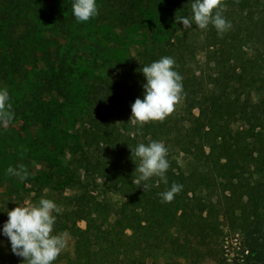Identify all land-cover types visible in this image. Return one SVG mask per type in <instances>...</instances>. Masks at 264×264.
Listing matches in <instances>:
<instances>
[{"label": "trees", "instance_id": "16d2710c", "mask_svg": "<svg viewBox=\"0 0 264 264\" xmlns=\"http://www.w3.org/2000/svg\"><path fill=\"white\" fill-rule=\"evenodd\" d=\"M193 2L174 0L169 14L155 17L149 13L148 0H96L98 15L77 22L74 0H51L41 8L40 0H0V90L19 83L16 76L30 74L38 83L30 90L35 102L40 91L69 84V76L82 61L110 64L111 45L123 42L117 29L139 28L144 32L142 42L148 41L143 63L122 57L128 77L99 75L83 95L85 119L78 133L88 154L83 157L84 170L92 175V187L77 178L79 193L72 208L63 212V219L53 213V234L69 230L74 235L73 253L65 264H157L155 255L168 259L216 255L209 242L220 234L201 192L217 186L246 191L244 203L229 197L235 205L230 209L229 229L243 235L245 264H264V217L255 213V194L264 186L244 181L264 174V0H222V15L231 28L219 34L211 24L206 29L194 27L189 42L179 35L182 24L176 18H190ZM156 22L165 26L163 32L153 29ZM98 27H103L102 38L82 53L79 43L91 38ZM192 42L203 50L208 63L229 65L227 83L211 75L203 83L194 71L184 72L180 60ZM248 43L249 52L243 49ZM164 56L175 60L174 70L182 76V102L189 110L196 109V115L180 127L165 118L146 123L140 128L142 134L141 130L135 136L124 134L106 111L117 102L143 99L146 79L141 69ZM36 106L47 114L43 126H53L54 115L45 102ZM153 140L162 141L168 150L167 183L152 177L139 187L135 183L139 159L131 150ZM178 155L184 159L182 165ZM145 183L148 187L143 190ZM173 183L182 185V190L171 202H162L160 193ZM99 188L102 192L95 195ZM77 220L85 222L83 229L75 225ZM148 255L153 256L150 262Z\"/></svg>", "mask_w": 264, "mask_h": 264}, {"label": "rangeland", "instance_id": "374dc122", "mask_svg": "<svg viewBox=\"0 0 264 264\" xmlns=\"http://www.w3.org/2000/svg\"><path fill=\"white\" fill-rule=\"evenodd\" d=\"M173 1L148 0L150 15L161 17L163 14H169L170 10L167 9ZM49 2L51 3V0H40L39 7L46 6L45 4ZM190 14L192 15V11ZM96 23L98 25L99 22ZM159 24V22H156V26L153 28L158 33L163 32L165 28V26H159ZM148 25L152 27L153 23L150 22ZM194 27L196 26L193 24L191 29L185 30L183 25H178L177 30L182 38H188L187 40L190 42ZM116 31L122 36L123 42L122 44H110L113 46L111 54H109L110 64L94 66L90 60L82 61L77 67L76 73L69 76V84H62V88L60 86L55 87L47 93L40 91L37 95V102L32 99L30 90L38 83L34 81L30 74L27 77L16 76L14 80L19 81V83L3 88L7 89L9 93V102L11 110L14 112V118L6 125L0 124V264H27V261H23L22 257L12 253L10 241L3 234V225L8 219V211L16 206L25 205L28 202L37 203L41 198H47L57 204L60 208L57 216L59 215L60 219H63L61 217L63 212L72 208L79 193L76 188L78 184L75 180L80 178V182L84 181L89 185L88 189L92 187V175L84 170L83 157L88 154L83 146V139L78 133L85 119V116L81 114L84 103L83 95L99 75L122 73L126 76V69L120 63L124 55L134 61L136 65L143 63L147 55L145 50L148 41L142 42L144 32L141 29L127 27ZM49 33L51 39L55 40L56 35L50 28ZM102 34L103 27H98L96 32L90 36L91 38L85 43H79L78 46L82 53H85L89 46H97L96 41L102 38ZM192 44L188 50L183 52L184 57L180 60L184 72L189 75L194 71L203 83L207 82L210 75V78H219L222 84L227 83L230 78L229 65L222 63L220 67L212 61L208 63L203 50L196 47L198 44L194 42ZM194 47L195 49H193ZM243 47L245 51L249 52L251 44L248 43ZM133 79L138 82L137 76L133 75ZM62 83H64L63 80ZM66 95L67 98H65ZM39 102H45L46 106L49 107V111L53 112V126H43V120L47 114L43 110L37 109L36 105ZM131 105L132 103L128 101L117 102L112 104L106 113L110 119L119 125L124 134L130 135L134 132L142 134L144 130L139 129L141 132L138 133L137 126L132 125L129 121ZM36 110H39V112H35ZM196 113V109L189 110L181 99L174 106V111L166 118L169 120L170 125L180 127L181 125H187V119L195 116ZM145 136H147V133ZM104 151V149H101L102 154ZM177 159L181 165L184 163L181 156L178 155ZM19 164L25 165L29 173L23 181L18 177L8 175L6 172L9 166L15 168ZM252 177H246L244 181L249 180L264 186V174H254ZM235 181L233 179V183ZM221 188L217 186L215 189L207 188L201 192L208 206L212 207L210 221L216 227L217 233L220 234L219 237H213L209 242L211 249L216 250V255H186L189 257H172L171 259L164 255H155L157 256V264H193L194 262L196 264H245L247 250L245 249L243 235L239 232L240 230L235 232L229 229L231 223H233L230 209L235 206L230 204L229 197L242 199V203H244L248 196L246 191L243 190L231 192V190H221ZM262 188L257 190L258 192L255 194L257 203L255 213L260 219L264 217V187ZM97 191L102 192L99 188L94 189L93 193L96 195ZM114 198L116 197L114 196ZM235 214H239L238 209L235 210ZM75 225L83 229L85 222L77 220ZM63 232L68 233L67 245L52 264H65L66 257L73 253L74 235L69 230L57 231L55 234ZM152 253L154 254V252ZM152 259V255L146 257L148 262Z\"/></svg>", "mask_w": 264, "mask_h": 264}, {"label": "clouds", "instance_id": "9594fccd", "mask_svg": "<svg viewBox=\"0 0 264 264\" xmlns=\"http://www.w3.org/2000/svg\"><path fill=\"white\" fill-rule=\"evenodd\" d=\"M215 10V11H214ZM192 16H180L178 23L185 30L194 24L199 29H206L210 24L219 34L231 28V23L222 15V0H194L191 4ZM72 13L77 22H86L98 15L96 0H74ZM175 68V60L164 56L150 65L142 67L146 79L143 84V99L137 98L131 105L130 122L137 126V132L150 121H163L174 111V106L182 98V76ZM10 97L7 89L0 90V124H8L14 118L11 110ZM137 133H130L136 135ZM131 154L139 159L136 171L139 176L135 180L137 186L152 177H159L167 183L166 172L169 168L168 150L162 141L139 143ZM8 175L18 177L21 181L29 175L23 164L6 170ZM148 185L143 184L142 188ZM182 190V185L173 183L168 191L160 193L162 202H171L174 196ZM60 208L47 198H41L37 203H26L14 207L7 212L8 219L3 225V234L11 244V251L22 257L27 264H52L67 245L68 233L53 234V227Z\"/></svg>", "mask_w": 264, "mask_h": 264}]
</instances>
